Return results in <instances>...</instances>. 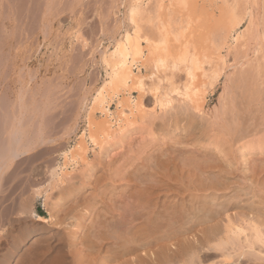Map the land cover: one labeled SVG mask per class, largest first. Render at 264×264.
Masks as SVG:
<instances>
[{"label": "bare ground", "instance_id": "1", "mask_svg": "<svg viewBox=\"0 0 264 264\" xmlns=\"http://www.w3.org/2000/svg\"><path fill=\"white\" fill-rule=\"evenodd\" d=\"M142 2L129 0L127 28L102 55L106 78L84 130L46 166V185L28 186L19 218L0 226V264H264V0ZM230 40L232 60L252 43L253 57L227 75L207 116ZM141 67H150L148 81ZM133 89L153 107L132 102ZM14 125L0 138V192L10 162L47 140ZM130 133H139L127 141L139 139L137 150L120 153ZM37 199L46 215L33 208Z\"/></svg>", "mask_w": 264, "mask_h": 264}, {"label": "rangeland", "instance_id": "2", "mask_svg": "<svg viewBox=\"0 0 264 264\" xmlns=\"http://www.w3.org/2000/svg\"><path fill=\"white\" fill-rule=\"evenodd\" d=\"M127 1L129 2V0H0V136L7 139L12 132V125L15 124V127L18 123V126L22 125L23 132L28 137L30 135L29 138H34L41 129V133L47 139L36 145L34 150L10 162L11 167L7 171L10 172L4 175L6 183L4 190L0 192V219L3 216L0 226L19 218V214L13 213L18 211L19 202L31 194L32 188L28 186L46 185L48 180V174H44L46 166L51 167L59 162L60 158L56 153L73 145L84 130L86 107L90 105L96 89L106 78L102 55L113 49L115 41L127 28L125 21ZM152 1L143 0L142 5L149 8ZM253 12L256 16L257 11L253 9ZM246 23L247 21L243 20L237 32L244 30ZM229 42L230 46L224 47L222 51L225 67L214 90L206 97L204 112L207 116L219 105L218 100L223 83L228 79L227 75L231 76L230 72L234 74L237 70L235 67L239 65L240 68L247 59L253 57L252 43L246 57L232 60L233 55L229 49L233 51L234 42L231 40ZM226 52H228L227 56ZM140 69L139 73L145 75L148 81L150 67ZM134 71L137 72L135 67ZM179 74L183 75V73ZM138 92L136 89L131 90L132 102L140 98L147 109L152 108L154 104L151 95ZM171 96L176 97L174 94ZM173 104L176 102L174 101ZM119 108L114 100L108 110L109 113L115 114ZM155 110L157 113L159 111L160 115L164 113L159 106H156ZM175 111L169 109L166 112L175 113ZM17 118H20L19 122ZM72 119L75 122H72ZM130 134L121 149H118L120 153L123 151L126 153L130 147L134 151L137 150L139 139H135L138 138L139 133ZM130 136L135 138L132 139L133 143L135 142L132 143L133 145H128ZM50 139L53 140L51 143L48 142ZM118 150L115 151L119 152ZM115 151L110 152L114 155ZM95 152H89L92 159L99 156L97 150ZM146 152L147 154L151 152L149 145ZM112 154L108 153L103 160L107 162ZM174 154L170 156L172 158L175 156L174 160L178 166L179 156ZM139 162L140 159H136L134 163ZM32 164L39 168L36 175L31 174L29 167H33ZM78 168L81 169L78 166L76 172L72 173L80 174ZM176 168L180 173L178 174L184 176L180 172L181 166ZM132 169L130 166L127 171ZM33 208L39 214L46 215L41 199L34 202Z\"/></svg>", "mask_w": 264, "mask_h": 264}, {"label": "crops", "instance_id": "3", "mask_svg": "<svg viewBox=\"0 0 264 264\" xmlns=\"http://www.w3.org/2000/svg\"><path fill=\"white\" fill-rule=\"evenodd\" d=\"M0 138H1L2 140H4V138H2L1 136H0ZM5 140H7V139H5ZM5 140H4V141H5ZM27 153H28V152H27ZM25 154H26V153H25ZM25 154H23V155H25ZM23 155H21V156H23Z\"/></svg>", "mask_w": 264, "mask_h": 264}]
</instances>
